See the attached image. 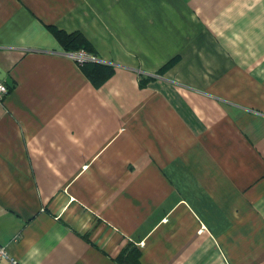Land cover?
Returning <instances> with one entry per match:
<instances>
[{"label":"crops","instance_id":"crops-1","mask_svg":"<svg viewBox=\"0 0 264 264\" xmlns=\"http://www.w3.org/2000/svg\"><path fill=\"white\" fill-rule=\"evenodd\" d=\"M0 80L17 264H264V0H0Z\"/></svg>","mask_w":264,"mask_h":264},{"label":"trees","instance_id":"trees-1","mask_svg":"<svg viewBox=\"0 0 264 264\" xmlns=\"http://www.w3.org/2000/svg\"><path fill=\"white\" fill-rule=\"evenodd\" d=\"M55 33L56 36L59 38L60 42L63 44V48H65L69 52L83 48L89 52L92 51V49L89 47L88 42L82 35H79V33L67 34L66 32L60 30H55ZM81 66L83 68L84 73L97 84L98 81L108 78L113 73V69L110 65L97 63L96 61L85 62L81 64ZM132 258H138V253L134 252L132 254ZM124 260L126 264V259H123L121 254V256L119 257V262L121 264H124Z\"/></svg>","mask_w":264,"mask_h":264},{"label":"built area","instance_id":"built-area-1","mask_svg":"<svg viewBox=\"0 0 264 264\" xmlns=\"http://www.w3.org/2000/svg\"><path fill=\"white\" fill-rule=\"evenodd\" d=\"M69 56L70 58H73V60L76 61L79 65L85 62L98 61L96 60L97 58L95 55L90 54L84 48L69 52ZM8 88L9 86L4 81L0 80V102L3 101L4 97L9 92ZM3 260H6L8 264L18 263V260L9 254L7 248L3 245H0V264H2Z\"/></svg>","mask_w":264,"mask_h":264}]
</instances>
